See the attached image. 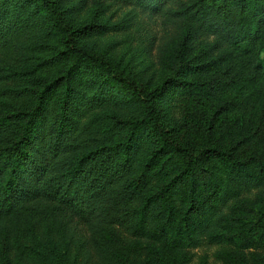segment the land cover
<instances>
[{
	"label": "rangeland",
	"instance_id": "obj_1",
	"mask_svg": "<svg viewBox=\"0 0 264 264\" xmlns=\"http://www.w3.org/2000/svg\"><path fill=\"white\" fill-rule=\"evenodd\" d=\"M56 1L75 28L94 24L92 31L90 27L76 35L79 44L102 53L144 86L158 87L155 102L172 137L194 151L209 143L229 148L240 158H264V0H247L243 6L246 23L255 27L239 44L219 42L188 15L213 0H168L157 13L137 0ZM180 9L185 12L175 15ZM37 19L34 26L0 43V92L5 94L0 97V116L31 108L37 92L46 88L44 107L18 168L23 176L29 159L38 154L39 139L42 147L50 141L48 126L53 128L61 116L70 117L73 134L85 138V143L74 141L68 152L74 155L105 137L113 121L140 115L121 98L105 104L100 103L102 97L80 98L89 87L88 69L73 75L62 104L61 78L70 59L40 67L41 59L62 49V43L58 34L46 31L44 15ZM39 43L44 49L39 50ZM157 145L153 134H146L137 161ZM167 155L147 165L141 194V202L148 200L156 208L170 205L167 221L165 213L149 219L148 229H163V237H152L151 230L137 235L127 224L107 219L86 222L59 209H48L42 217L40 209L57 204L38 197L12 212L0 211V264H264V234L253 229L263 215L264 181L256 184L253 176L235 181L234 170L210 156L201 161L199 194L188 204V185L180 189L170 165L176 158ZM236 190L237 195L228 197ZM176 191L180 193L174 196Z\"/></svg>",
	"mask_w": 264,
	"mask_h": 264
},
{
	"label": "trees",
	"instance_id": "obj_2",
	"mask_svg": "<svg viewBox=\"0 0 264 264\" xmlns=\"http://www.w3.org/2000/svg\"><path fill=\"white\" fill-rule=\"evenodd\" d=\"M137 1L157 13L168 0ZM246 2L247 0H213L202 3L200 8L188 15L199 21L202 32L215 34L219 42L239 44L245 41L246 34L255 27L245 21L243 6ZM0 8V43L9 42L17 32L34 26L38 21L37 17L43 15L49 25L45 28L46 31L60 36L62 49L42 58L40 67L52 68L57 63L70 59L69 67L64 70L65 77L61 78L64 90L59 99L63 100L62 104L67 101L73 75L80 69H88L86 74L90 77L87 79L89 87L83 89L80 98L82 95L87 100L95 96L102 97V104L114 97L121 98L129 103L128 107L134 112L140 113L134 118L132 116L113 121L108 125L109 133L105 137L95 140L92 145L74 155H68L75 145L74 141L80 139L85 143V138L76 137L68 123L70 117L61 116L53 124V128L48 126L50 141L45 142L42 147L39 139L38 154L29 159L25 176L19 175L18 168L27 155L32 127L44 107L43 95L46 88L37 92L31 108H15L0 116L1 212H12L25 202L39 197L57 204L40 209L42 217H46L48 209L51 213L57 209L65 210L86 222L95 223L107 219L113 223L127 224L134 234L140 235L151 230L152 237L161 238L164 235L163 229H155L157 226L148 229L149 219H160L165 213L167 221L170 205L156 208L148 200L141 202L147 165L154 159H162L169 153L176 158L170 162L173 177L178 179L180 189L188 185V204L194 203L195 192L199 194L196 175L200 171L201 161L210 156L217 157L223 166L233 169L235 181L251 176L256 184L264 181V158L260 155L251 154L240 158L229 148L209 143L194 151L189 144L172 137L161 121L155 102L158 87L144 86L135 75L116 66L102 53L91 51L77 42L76 35L87 33L90 27L92 31L94 24L75 28L62 15L56 0H0ZM184 12L180 9L174 14ZM39 44L42 45L36 44L40 47L39 50L44 49V44ZM2 96H5L4 92H0V97ZM46 121L49 125L53 120ZM44 127L46 129V122ZM120 128L122 133H118ZM150 133L157 140V148L138 162L137 157L144 150V136ZM238 192L239 190L231 192L228 197L237 195ZM179 193L176 191L172 194L176 196ZM261 208L263 215L258 216L253 227L254 234L259 235L264 234V206ZM30 210L34 211V208L31 206Z\"/></svg>",
	"mask_w": 264,
	"mask_h": 264
}]
</instances>
